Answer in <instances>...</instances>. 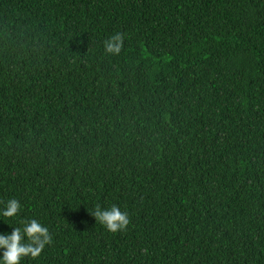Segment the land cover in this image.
<instances>
[{
	"label": "trees",
	"instance_id": "trees-1",
	"mask_svg": "<svg viewBox=\"0 0 264 264\" xmlns=\"http://www.w3.org/2000/svg\"><path fill=\"white\" fill-rule=\"evenodd\" d=\"M11 199L52 236L20 264H264V0H0Z\"/></svg>",
	"mask_w": 264,
	"mask_h": 264
},
{
	"label": "clouds",
	"instance_id": "clouds-1",
	"mask_svg": "<svg viewBox=\"0 0 264 264\" xmlns=\"http://www.w3.org/2000/svg\"><path fill=\"white\" fill-rule=\"evenodd\" d=\"M123 33L117 32L105 41V52L112 55L120 53L123 42ZM20 204L11 199L7 202L5 210L0 213L5 218H12L18 214ZM95 220L110 233L127 230L130 223L127 212L121 211L116 205L108 209H101L99 205L91 213ZM23 232V234H22ZM52 243V236L48 229L33 219L21 230L13 228L10 235H0V264H20L25 257L37 258L47 245Z\"/></svg>",
	"mask_w": 264,
	"mask_h": 264
}]
</instances>
